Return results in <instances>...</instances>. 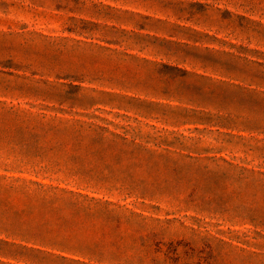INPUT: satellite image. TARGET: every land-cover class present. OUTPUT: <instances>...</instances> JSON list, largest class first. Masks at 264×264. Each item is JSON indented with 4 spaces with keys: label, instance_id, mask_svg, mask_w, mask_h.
<instances>
[{
    "label": "rangeland",
    "instance_id": "374dc122",
    "mask_svg": "<svg viewBox=\"0 0 264 264\" xmlns=\"http://www.w3.org/2000/svg\"><path fill=\"white\" fill-rule=\"evenodd\" d=\"M0 264H264V0H0Z\"/></svg>",
    "mask_w": 264,
    "mask_h": 264
}]
</instances>
